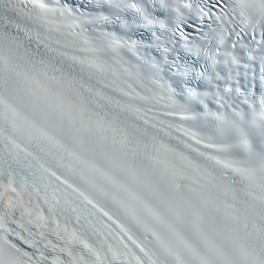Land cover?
Instances as JSON below:
<instances>
[{
	"label": "snow or ice",
	"instance_id": "obj_1",
	"mask_svg": "<svg viewBox=\"0 0 264 264\" xmlns=\"http://www.w3.org/2000/svg\"><path fill=\"white\" fill-rule=\"evenodd\" d=\"M0 264H264V0H0Z\"/></svg>",
	"mask_w": 264,
	"mask_h": 264
}]
</instances>
